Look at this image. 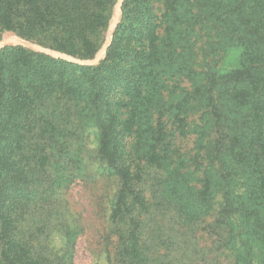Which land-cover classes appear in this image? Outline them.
<instances>
[{"label": "trees", "instance_id": "1", "mask_svg": "<svg viewBox=\"0 0 264 264\" xmlns=\"http://www.w3.org/2000/svg\"><path fill=\"white\" fill-rule=\"evenodd\" d=\"M115 1L0 0V32L91 57ZM102 175L107 264H264V0H124L93 66L0 49V264H74L63 192Z\"/></svg>", "mask_w": 264, "mask_h": 264}, {"label": "rangeland", "instance_id": "2", "mask_svg": "<svg viewBox=\"0 0 264 264\" xmlns=\"http://www.w3.org/2000/svg\"><path fill=\"white\" fill-rule=\"evenodd\" d=\"M159 7V3H155V8L159 9ZM2 32H0V35ZM105 34L106 31L104 33L103 40L100 42V45L105 39ZM236 54L237 53L235 50L230 49L222 58L221 63L226 65L234 63V61H236ZM92 138L93 137L90 136L89 139L91 140ZM187 142L188 146L191 145V139H187ZM87 145L89 147L93 146V144L89 143V140L87 142ZM95 181L96 182L94 183L87 184L77 181L75 184H73L63 192V197L67 200L68 203V209L71 211L74 217L78 218L82 229L81 234L77 240L74 264H107L106 251L103 242L99 238L98 228H100L101 222L103 221V217H101L103 214L101 202L105 201L107 192L112 188L113 182L106 179V177L103 175L97 177Z\"/></svg>", "mask_w": 264, "mask_h": 264}, {"label": "water", "instance_id": "3", "mask_svg": "<svg viewBox=\"0 0 264 264\" xmlns=\"http://www.w3.org/2000/svg\"><path fill=\"white\" fill-rule=\"evenodd\" d=\"M123 1L124 0L115 1L112 7V15L106 29L105 39L93 57H89V58L76 57L64 51H60L48 46H44L36 41L24 38L13 30H7L1 33L0 49L6 46H22L24 48L31 49L37 53H43L51 57L60 58L69 61L71 63H75L83 66L97 65L101 60L104 59L106 55V50L112 42L113 35L121 19Z\"/></svg>", "mask_w": 264, "mask_h": 264}]
</instances>
